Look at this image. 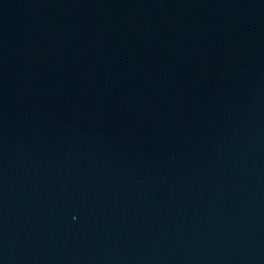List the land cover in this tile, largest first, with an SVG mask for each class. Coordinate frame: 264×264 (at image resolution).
<instances>
[{"label": "water", "instance_id": "1", "mask_svg": "<svg viewBox=\"0 0 264 264\" xmlns=\"http://www.w3.org/2000/svg\"><path fill=\"white\" fill-rule=\"evenodd\" d=\"M0 264H264V0H0Z\"/></svg>", "mask_w": 264, "mask_h": 264}]
</instances>
